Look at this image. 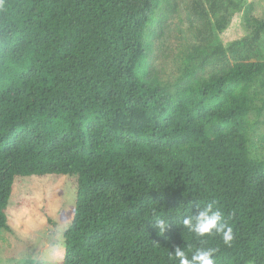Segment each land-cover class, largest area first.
I'll use <instances>...</instances> for the list:
<instances>
[{
    "label": "trees",
    "instance_id": "16d2710c",
    "mask_svg": "<svg viewBox=\"0 0 264 264\" xmlns=\"http://www.w3.org/2000/svg\"><path fill=\"white\" fill-rule=\"evenodd\" d=\"M164 4L0 0V230L17 180L67 176L74 215L60 264H179L176 246L189 259L211 248L214 264H264V145L249 120L264 61L196 78L207 63L196 47L190 82L171 92L149 70ZM246 24L255 45L264 21ZM208 205L230 243L183 225Z\"/></svg>",
    "mask_w": 264,
    "mask_h": 264
},
{
    "label": "rangeland",
    "instance_id": "374dc122",
    "mask_svg": "<svg viewBox=\"0 0 264 264\" xmlns=\"http://www.w3.org/2000/svg\"><path fill=\"white\" fill-rule=\"evenodd\" d=\"M238 5L240 11L236 12ZM199 10L208 14L209 25L199 19ZM249 15L264 21V0H169L158 12L150 72L174 92L190 82L183 72L188 66L186 55L196 47L207 59L196 78L220 72L236 61H264V31L255 45L249 43ZM219 22L223 31L218 29ZM254 89L258 94L253 107L259 112L254 108L249 113L251 136L264 145V88L256 84ZM73 199L67 176L17 180L5 211L9 228L0 230V264H60L63 232L74 215Z\"/></svg>",
    "mask_w": 264,
    "mask_h": 264
},
{
    "label": "clouds",
    "instance_id": "9594fccd",
    "mask_svg": "<svg viewBox=\"0 0 264 264\" xmlns=\"http://www.w3.org/2000/svg\"><path fill=\"white\" fill-rule=\"evenodd\" d=\"M183 225L199 237L206 234H222L224 242L230 243L233 239L232 229L228 227L219 211H213L212 206L208 205L203 210H199L194 216L183 220ZM154 227L161 232H165L169 227V222L163 218L157 219ZM215 249H197L189 259L186 252L181 247H175V257L179 264H214L212 259Z\"/></svg>",
    "mask_w": 264,
    "mask_h": 264
}]
</instances>
